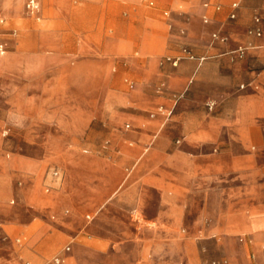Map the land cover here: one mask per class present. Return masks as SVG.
I'll use <instances>...</instances> for the list:
<instances>
[{
	"label": "crops",
	"instance_id": "1",
	"mask_svg": "<svg viewBox=\"0 0 264 264\" xmlns=\"http://www.w3.org/2000/svg\"><path fill=\"white\" fill-rule=\"evenodd\" d=\"M28 1L0 0V264H264V0H82V19L75 0H34L36 15ZM256 13L263 36L250 39ZM213 32L230 44L213 45ZM249 40L256 48L236 63L160 66L183 44L215 57ZM92 89L106 107L137 111L130 130L116 126L122 117L111 123V151H71L59 178L44 170L47 153L13 151L15 139L42 140L49 116L68 117V139L86 137ZM43 173L51 197L33 200ZM16 202L38 214L22 221ZM92 209L84 225L80 213Z\"/></svg>",
	"mask_w": 264,
	"mask_h": 264
},
{
	"label": "rangeland",
	"instance_id": "2",
	"mask_svg": "<svg viewBox=\"0 0 264 264\" xmlns=\"http://www.w3.org/2000/svg\"><path fill=\"white\" fill-rule=\"evenodd\" d=\"M38 6L39 8L34 15H36L41 9L39 4ZM83 8L84 5L82 0L74 1V9L76 11L74 17L75 19H82ZM182 9L186 10V8L184 7ZM87 11L89 13V19H91L92 21H99L100 19H102V12L97 2L92 1L90 6L87 7ZM26 13H28V11H26ZM64 17L67 18V13H64ZM94 59L95 57L92 56V60ZM105 97L106 94L104 96V93L98 91L97 89H92L91 105L89 108L92 124L90 131L88 132L86 137H83V139L71 140L67 138L68 134L65 129V126H63L61 123L62 119L68 118L67 116L65 115L64 116L60 115L57 117L49 116V118H47V121H49V123L44 124L42 127L44 134L42 140L15 139L14 140L15 147L13 148V151H43L44 152L43 157H45L47 153L48 155L46 156L47 162L45 163L44 170L49 169L51 174L55 170L57 171L61 170L62 169L61 165L64 164V166H67L70 164L71 160L68 159V154H70L71 151H79L80 152L79 158H81L82 155H87V157L93 159H95V157H97V155L100 153L111 151L113 145L112 133L116 131L117 127H119L120 130L125 131L126 130L125 126L130 123L129 121L132 119V117L135 115V112L137 111L127 107H119V108L106 107L104 106ZM80 110L86 111V108H80ZM116 116L123 118L121 122L118 125H116L117 127L115 125H111V123L112 124L114 123ZM54 123H56V127L53 126ZM43 176L44 173L40 175V179H38V182L31 195L33 200L37 199L41 201L43 198L45 199L51 197L50 194L45 193V188L43 185ZM8 205L12 210L11 213L16 214V216L20 217V219L24 222L33 219L35 217V214H38L34 210L32 203L17 205L16 202V204L14 205H10V204ZM95 206H97L96 208H98L99 205H95ZM61 210L62 212L68 210L71 213L73 210H75V207H73L72 205L65 204L62 206ZM96 213L97 211L93 209L92 211L91 210L82 211L80 214L84 225L86 224L88 225L90 222L92 223L94 221L95 215H97ZM68 216H70V214ZM87 217H89L90 219H88ZM0 219L2 221L4 220L2 217H0ZM58 225L62 226L60 223H58ZM241 238L243 239V237H238V239ZM124 242L130 243L129 240H124ZM69 244L70 243H67L65 246ZM125 263L126 262L124 261V264Z\"/></svg>",
	"mask_w": 264,
	"mask_h": 264
},
{
	"label": "built area",
	"instance_id": "3",
	"mask_svg": "<svg viewBox=\"0 0 264 264\" xmlns=\"http://www.w3.org/2000/svg\"><path fill=\"white\" fill-rule=\"evenodd\" d=\"M37 3V2H36ZM38 4V3H37ZM206 7L208 5H205ZM239 7L238 4H233L232 8L234 10H236ZM26 9L28 11V13L32 14L34 12H36L38 10V6H36L35 1L34 0H29L27 5H26ZM167 15V14H166ZM236 13L233 12L230 15V19L231 20H235L236 19ZM203 22L204 24H209L210 20L207 17L203 18ZM262 22H263V17L260 13H256L253 17V23L252 25L248 28L247 30V36L250 39H260L263 36V29H262ZM3 23V20H0V24ZM180 34L182 36H185L186 32L185 30H181ZM1 40V39H0ZM211 41L213 45H220V46H227L230 44L231 42V38L229 35L221 33V32H213L211 34ZM256 48L255 44L252 42V40H249L247 43L245 44H240L237 45L236 47L227 50L226 52L222 53L219 56H198L196 55L193 50L186 44H183L181 46L180 49V53L177 56H167L164 57L163 59H161L160 61V66H164L166 64L171 65L173 68H177L179 67V65L184 62V61H191L197 64V69L201 68L207 61L212 60L214 58H219L221 56H227L230 60V62L232 63H236L238 61H241L243 59H245L248 55V53L251 50H254ZM4 53V47L0 42V54ZM244 88V86H241V89ZM184 93L182 94H178L174 96V99L176 102H178L179 100L184 98ZM217 106V102L214 100H210L206 103V107L208 109L209 112H213L214 109ZM158 113L164 115L166 118H170L173 115V110H167L164 106L159 107L158 109ZM154 116V114L152 115ZM126 130H130L131 126L129 124H127L125 126ZM9 135V132L6 131L4 132V137H7ZM179 143V142H178ZM53 177L55 178H59L60 177V173L59 171L55 170L52 173ZM49 191V189H48ZM8 239L5 235L2 234V223L0 221V242L5 243L7 242ZM66 252L70 251V247H67ZM64 258L59 257L56 258L54 260L55 264H63L64 263ZM203 264H229V262L227 260H224L222 262L219 261H211V262H206Z\"/></svg>",
	"mask_w": 264,
	"mask_h": 264
}]
</instances>
